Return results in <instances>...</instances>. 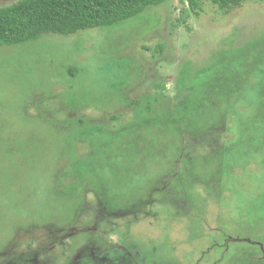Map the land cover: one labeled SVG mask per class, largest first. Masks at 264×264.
Segmentation results:
<instances>
[{
    "label": "rangeland",
    "instance_id": "1",
    "mask_svg": "<svg viewBox=\"0 0 264 264\" xmlns=\"http://www.w3.org/2000/svg\"><path fill=\"white\" fill-rule=\"evenodd\" d=\"M195 2L0 47V264H264V0ZM241 58L197 108L191 79ZM148 96L176 131L137 124Z\"/></svg>",
    "mask_w": 264,
    "mask_h": 264
},
{
    "label": "trees",
    "instance_id": "2",
    "mask_svg": "<svg viewBox=\"0 0 264 264\" xmlns=\"http://www.w3.org/2000/svg\"><path fill=\"white\" fill-rule=\"evenodd\" d=\"M167 1L169 0H21L8 7L0 8V47L37 42L46 35L68 37L92 29H108L124 24L136 18L148 8L156 7ZM210 1L222 9H227L239 6L246 0ZM189 2L193 6L196 5L195 0H189ZM251 67L253 66L250 65L249 61L241 58L230 66L221 63L214 68L197 74L191 79L193 85L191 102L196 101L197 108L201 106L203 109V105L209 104L203 91L210 82L227 71L224 74H228L226 79L229 80V86L233 88L245 77L244 71L251 69ZM258 91L255 95L258 103L256 112H261V118L256 116L254 118L255 122L264 119V92L263 90ZM235 92L236 95H241L245 92V89L237 88ZM225 94H229L227 89L222 91L217 102L226 99ZM161 106L160 98L151 99L149 96L139 103L136 102L133 107L137 111V124L143 125L145 119L155 121L157 124L167 120L172 127L171 130L176 131L178 122L175 124L173 121L177 118L179 110H176V107L164 109ZM201 111L202 115L205 116L204 110ZM83 124L84 121L80 120V123L74 125V131L77 135L73 132V142H75V139L78 142L77 139L87 137L89 129H86L85 125L83 127ZM93 134L95 138L100 137L98 131L93 132ZM148 136L151 137L152 134L150 133ZM101 146H103L102 143ZM91 161L85 159L80 162L78 158L73 156V160L69 162L73 169H88ZM79 175L81 179L82 176Z\"/></svg>",
    "mask_w": 264,
    "mask_h": 264
}]
</instances>
